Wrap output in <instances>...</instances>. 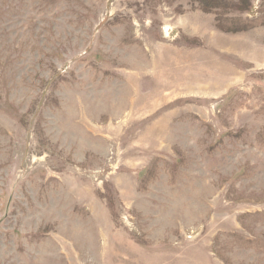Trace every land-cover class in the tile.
<instances>
[{
	"label": "rangeland",
	"instance_id": "374dc122",
	"mask_svg": "<svg viewBox=\"0 0 264 264\" xmlns=\"http://www.w3.org/2000/svg\"><path fill=\"white\" fill-rule=\"evenodd\" d=\"M0 264H264V0H0Z\"/></svg>",
	"mask_w": 264,
	"mask_h": 264
}]
</instances>
